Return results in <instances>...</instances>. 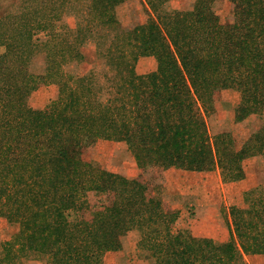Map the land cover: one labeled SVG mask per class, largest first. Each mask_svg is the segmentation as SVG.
<instances>
[{
	"label": "trees",
	"instance_id": "1",
	"mask_svg": "<svg viewBox=\"0 0 264 264\" xmlns=\"http://www.w3.org/2000/svg\"><path fill=\"white\" fill-rule=\"evenodd\" d=\"M126 1L92 0L93 20L77 28L76 45L55 47L38 78L28 68L35 35L51 30L62 43L53 26L58 16L44 9L46 19L39 18L44 0L19 15L0 8V218L17 227L0 244V264H102L131 231L154 264H245L243 256L264 255L263 196L248 192L247 209L230 212V240L216 245L186 230L173 233L177 213L163 210L143 178L149 168H217L224 183L240 181L242 162L264 156V126L235 150L229 134L211 140L205 121L212 95L223 90L239 95L235 123L264 110V0H228L227 24L212 11L216 0H196L191 11L171 14L146 0L156 21L124 32L114 9ZM96 28L118 33L107 49L96 50L110 73L106 86H96L90 73L62 70L84 61L78 47ZM150 56L155 71L137 76L136 60ZM39 83L55 85L58 94L34 110L28 98ZM98 140L125 143L139 177L127 180L85 160L83 152Z\"/></svg>",
	"mask_w": 264,
	"mask_h": 264
},
{
	"label": "rangeland",
	"instance_id": "2",
	"mask_svg": "<svg viewBox=\"0 0 264 264\" xmlns=\"http://www.w3.org/2000/svg\"><path fill=\"white\" fill-rule=\"evenodd\" d=\"M158 12H189L196 0H152ZM44 0V8L39 18L46 19L44 9H53L59 19L53 23L60 33L58 38L62 43L48 34L51 30L40 31L35 35L37 44L29 60V72L35 77L45 74L47 55L61 45H76L77 28L85 29L87 23L93 20V14H88L92 0ZM35 9L40 0H0V8L15 15L22 13L21 7ZM62 5V6H61ZM49 7V8H48ZM233 4L228 0H216L212 5L213 13L221 24L233 21ZM1 11V10H0ZM114 17L120 31L131 32L136 27L144 25L149 19L156 21L157 15L152 11L146 0H128L114 9ZM117 31L109 32L101 28L96 31L88 42L78 47L85 57L83 62H70L63 66L67 75L92 74L96 86L105 85L110 73L103 60L96 55L97 47L102 51L107 49L117 35ZM98 43V45H96ZM44 44V45H43ZM4 49L0 48V53ZM156 69L153 57H139L134 64L137 76H145ZM108 72V73H107ZM106 78V79H105ZM106 86V85H105ZM98 88V87H97ZM57 87L53 84H37L28 98V105L34 110H43L57 98ZM213 112L205 116L208 134L211 140L217 135L229 134L234 141L235 150L256 131L264 126V110L260 115L250 116L241 123L234 122V110L239 102V95L231 90L218 91L212 95ZM84 158L100 169L119 175L127 180L139 177L136 162L123 142L98 140L85 149ZM244 177L240 181L224 183L220 171L214 168L202 173L186 172L177 169L160 171L149 168L144 174V182L150 183L151 194L162 202L163 210L177 213L173 225V233L188 231L194 238L207 239L216 245L225 244L230 240L233 229L230 212L233 208L247 209L246 195L254 191L253 197H264V156L250 157L242 162ZM17 232L16 226H10L0 218V244L10 240ZM139 234L131 231L121 238V247L116 252L106 253L102 264H154L146 251L138 249ZM0 249V257H1ZM245 264H264L262 256H243ZM24 264H45L43 260H28Z\"/></svg>",
	"mask_w": 264,
	"mask_h": 264
}]
</instances>
